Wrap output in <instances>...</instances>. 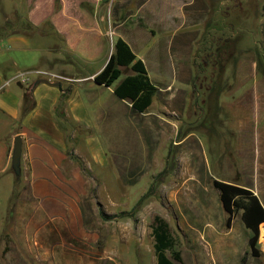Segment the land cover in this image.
<instances>
[{"label":"rangeland","instance_id":"rangeland-1","mask_svg":"<svg viewBox=\"0 0 264 264\" xmlns=\"http://www.w3.org/2000/svg\"><path fill=\"white\" fill-rule=\"evenodd\" d=\"M109 1L98 5L97 11L111 15L108 20L112 26L105 38L114 51L116 25L124 18L136 22L141 2ZM236 2L206 0L201 18L193 20L192 14L177 34L179 43L174 47L180 49L162 53L161 60L147 57L150 76L161 90L149 111L136 116L131 109L118 118L122 121L115 132L121 146L110 154L113 162L125 159L119 172L124 176L127 207L122 205L119 210L111 205L113 212L109 214L115 215L111 220L100 212L88 220L89 229L99 234L90 244L95 250H85L82 245L81 252L64 251L61 255L67 258L55 259L35 251L36 246L32 251H23L20 245L11 247L13 210L21 193H28L27 181L20 177L0 232L2 264H157L151 227L156 215L171 226L182 254L179 264H264V224L260 227L259 254L255 255L242 211L227 224L229 214L213 183L219 179L258 186L264 172V147L259 148L254 136L258 104L264 103L257 98V89L261 94L264 91V0H246L240 7ZM32 4L33 0H0V38L7 32L33 31L28 17ZM145 39L141 36V45ZM54 40L57 46L64 43L61 36L48 38L49 42ZM107 56L87 60L66 50L56 62L66 64L73 59L80 72L89 73L100 71ZM103 91L109 93L107 88ZM101 135L110 146L108 137ZM111 183L109 190L115 199L119 189ZM99 199L102 202L97 209L106 212L108 199ZM84 254L86 258L81 257Z\"/></svg>","mask_w":264,"mask_h":264},{"label":"crops","instance_id":"crops-1","mask_svg":"<svg viewBox=\"0 0 264 264\" xmlns=\"http://www.w3.org/2000/svg\"><path fill=\"white\" fill-rule=\"evenodd\" d=\"M105 1L33 0L28 12L33 31L7 32L0 38V232L17 186L12 168L17 135H21L23 141L21 181L26 180L28 184L27 196L21 193L13 210L10 245L14 249L20 245L21 250L32 251L36 246L35 251L51 254L55 259L67 258L61 255L64 251L81 252L82 245L85 250L94 251L90 244L96 242L99 234L89 229L87 222L92 215L98 212L101 215L96 207L101 205L99 198L103 202L108 199V203H104L106 213L113 212L109 209L111 205L119 210L122 205L123 209L127 207L124 176L119 172L125 159L113 162L110 153L121 146L115 132L119 129L118 122L122 121L118 118L126 115L132 104L115 95V85L105 86L95 81V75L104 67L100 71L82 73L73 59L66 64L56 62L66 50L74 57L87 60L101 54L110 58L113 51L105 36L112 26L111 15L108 11L106 14L97 11V6ZM244 1L237 0L236 7ZM140 2L137 21L132 24L124 18L116 28L117 37L124 38L144 62L147 57L161 60L162 53H172L174 45L179 43L175 40L179 31L192 14L193 20L201 18L207 6L206 0ZM199 24L195 23L200 27ZM126 26L137 34L124 31ZM33 35L39 36L38 39ZM143 35L146 39L141 45ZM50 36H61L64 43L57 46L56 40L48 41ZM34 40L40 41L35 43ZM151 80L156 84L153 78ZM27 87L35 104L25 112ZM257 91L258 100L264 99V91L262 94L259 88ZM153 104L154 98L146 112ZM257 117L254 136L261 148L264 147V103L258 104ZM101 134L108 137L110 146ZM259 178L261 184L248 187L264 205V172ZM111 181L119 189L115 199L109 190ZM63 245L70 249L64 250Z\"/></svg>","mask_w":264,"mask_h":264},{"label":"trees","instance_id":"trees-1","mask_svg":"<svg viewBox=\"0 0 264 264\" xmlns=\"http://www.w3.org/2000/svg\"><path fill=\"white\" fill-rule=\"evenodd\" d=\"M123 69L130 72L124 74ZM122 76L124 77L121 78ZM120 78L121 80L116 83ZM94 79L101 85H115V94L121 99L129 100L134 112H146L152 104L154 96L159 92L158 86L150 78L143 59L137 56L130 44L122 37L116 38L114 51L104 68L95 75ZM34 104L31 89L27 87L24 92V111L31 110ZM16 182L18 185L20 178L17 177ZM213 183L220 191L223 207L229 214L227 224L230 225L234 214L241 210L242 220L251 231L250 247L253 254L258 255L260 227L264 223V205L260 198L252 189L238 183L219 179H214ZM101 215L107 220L115 217L105 211H101ZM151 227L157 264H179L182 261V254L176 247L177 241L169 222L164 217L156 215ZM0 264H2L1 261Z\"/></svg>","mask_w":264,"mask_h":264},{"label":"water","instance_id":"water-1","mask_svg":"<svg viewBox=\"0 0 264 264\" xmlns=\"http://www.w3.org/2000/svg\"><path fill=\"white\" fill-rule=\"evenodd\" d=\"M22 148H23L22 137L21 135H17L15 137V144H14V149H13L12 168H13L15 175L18 178L21 177V173H22L21 171Z\"/></svg>","mask_w":264,"mask_h":264}]
</instances>
